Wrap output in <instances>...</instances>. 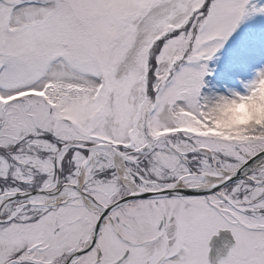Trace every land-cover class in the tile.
Listing matches in <instances>:
<instances>
[{
    "label": "rangeland",
    "instance_id": "1",
    "mask_svg": "<svg viewBox=\"0 0 264 264\" xmlns=\"http://www.w3.org/2000/svg\"><path fill=\"white\" fill-rule=\"evenodd\" d=\"M15 98L6 119L19 136L43 127L113 144L92 174L122 172L115 154L141 173L131 147L160 139L147 174L171 169L184 188L204 187L264 151V0H0V101ZM251 178L211 194L244 196L243 215L211 213L212 234L245 229L243 264H257L252 227L264 220L247 201L263 196L264 167Z\"/></svg>",
    "mask_w": 264,
    "mask_h": 264
},
{
    "label": "flooded vegetation",
    "instance_id": "2",
    "mask_svg": "<svg viewBox=\"0 0 264 264\" xmlns=\"http://www.w3.org/2000/svg\"><path fill=\"white\" fill-rule=\"evenodd\" d=\"M12 102L0 101V264H211L212 239L221 230H230L236 241L229 257L218 263L243 264V226L211 233L213 209L230 204L244 214L242 194L235 193L237 205L222 193L215 201L211 195L143 196L180 184L161 170L148 175V166L157 162L147 156L155 150L131 147L143 169L139 174H92L88 149L100 143L91 137L67 140L43 127L19 136L18 127L7 126ZM68 145L72 149L66 150ZM77 155L82 164L76 163ZM128 178L138 190L126 183ZM68 191L71 196L62 199ZM248 195L247 204L259 206L250 209L251 215L264 220V194ZM252 229L258 234L253 262L264 264V222Z\"/></svg>",
    "mask_w": 264,
    "mask_h": 264
},
{
    "label": "water",
    "instance_id": "3",
    "mask_svg": "<svg viewBox=\"0 0 264 264\" xmlns=\"http://www.w3.org/2000/svg\"><path fill=\"white\" fill-rule=\"evenodd\" d=\"M113 147L111 145H98L94 147L95 150L97 149H112ZM264 159V151L258 153L254 157H251L245 164L241 165L238 170L231 175L226 180H220V182L204 186V187H190V188H184L181 187L180 189L178 187L169 188L165 190H161L160 192L156 193H149L147 195L143 196H158V197H187V196H206L211 194H216L219 191L223 190L227 186L234 184L236 182L242 181V180H250V177L252 174L256 171V168H258V163ZM211 246H212V252H211V264H218L222 257L220 254H225L226 252H230L229 250L232 249L234 246V240L233 235L231 231L224 230L223 232L220 231L218 236H214L212 239Z\"/></svg>",
    "mask_w": 264,
    "mask_h": 264
},
{
    "label": "bare ground",
    "instance_id": "4",
    "mask_svg": "<svg viewBox=\"0 0 264 264\" xmlns=\"http://www.w3.org/2000/svg\"><path fill=\"white\" fill-rule=\"evenodd\" d=\"M149 115V114H148ZM147 115V116H148ZM189 147V146H188ZM187 147L185 145H180L178 147V150L176 149L177 153L181 154L182 151L186 150ZM97 150L94 151V154H96ZM93 154V155H94ZM208 155H211L210 153L207 152ZM113 158L115 159V164L118 166L119 170H122V172H120L119 175L121 176H129V171L125 170L123 168V158L121 156H118V155H113ZM258 169L261 168V167H264V159H262L259 163H258ZM123 168V169H122ZM238 166H232V165H229V164H226V165H223L220 169L219 168H216V170H214V172L212 174H208L204 177V183L207 184V186L209 185H214L218 182H220V180L222 181L223 179L226 180L228 179L229 177H231V175H233L237 170H238ZM257 169V168H256ZM126 183L132 187L133 190H138V187L134 185V183L130 180V178L128 179H125ZM184 185H180L178 186V188L180 189L181 187H183ZM158 191L157 192H160L161 190L160 189H157ZM165 190V189H164ZM71 191H68L65 195L62 196V199H68V197L71 196V193H69ZM43 200V199H41ZM59 200V199H58ZM92 201L89 200V205H91L93 208L94 206L92 205ZM95 209V208H94ZM233 240H234V246H235V238L233 237ZM234 246L232 247V249L234 248ZM230 249L229 251L231 252ZM230 252H226L225 254H220V256L222 257V259H226L227 257H229V254ZM218 263V262H217ZM219 264V263H218Z\"/></svg>",
    "mask_w": 264,
    "mask_h": 264
},
{
    "label": "trees",
    "instance_id": "5",
    "mask_svg": "<svg viewBox=\"0 0 264 264\" xmlns=\"http://www.w3.org/2000/svg\"><path fill=\"white\" fill-rule=\"evenodd\" d=\"M220 157H222L224 160H231V159H229L228 157H226V156H222L221 154H218Z\"/></svg>",
    "mask_w": 264,
    "mask_h": 264
}]
</instances>
